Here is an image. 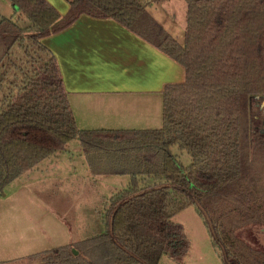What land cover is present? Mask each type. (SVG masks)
Returning <instances> with one entry per match:
<instances>
[{"label": "trees", "instance_id": "trees-1", "mask_svg": "<svg viewBox=\"0 0 264 264\" xmlns=\"http://www.w3.org/2000/svg\"><path fill=\"white\" fill-rule=\"evenodd\" d=\"M185 1L178 41L142 0H69L65 16L46 0H10L29 24L0 20V86L27 33L42 64H14L21 81L1 101L0 194L74 140L92 175L131 177L110 199L103 233L18 264H160L164 256L180 262L189 242L173 218L191 206L224 264H264V251L239 235L264 227V163L256 164L264 159V131L251 119L252 99L264 98V0ZM82 15L119 22L185 69L183 84L165 87L160 129L78 128L58 62L41 40ZM175 147L191 156L189 166Z\"/></svg>", "mask_w": 264, "mask_h": 264}, {"label": "crops", "instance_id": "crops-1", "mask_svg": "<svg viewBox=\"0 0 264 264\" xmlns=\"http://www.w3.org/2000/svg\"><path fill=\"white\" fill-rule=\"evenodd\" d=\"M46 1L61 16H65L70 9L69 0ZM13 10L16 9L10 0H0V20L9 18ZM15 14H19L15 20L24 19L20 13ZM172 32L168 33L172 35ZM41 44L58 62L80 130L160 129L163 125L165 87L183 84L186 80L185 69L178 62L113 19L82 15L66 30L42 39ZM67 149L70 150V145ZM84 158L87 163L85 155ZM61 159L57 154L43 161L0 194V264H18L17 254L23 259L66 244L60 243L65 234V224L55 213L54 208L59 205L55 204L54 211H51L50 204H31L34 203L33 196H41L43 192L42 186L37 185L42 180L35 179V173L37 176L47 174L46 180L49 182L64 178V168L62 172L59 169L60 165L66 164ZM66 159L68 162L73 160L70 154ZM46 163H50V166H45ZM86 165L92 175L88 163ZM93 177L99 179L108 176ZM35 184L41 188L33 189ZM45 189L46 193H55L52 186ZM20 196L32 197L29 201H23L25 198ZM19 198L20 202H15ZM35 206L41 209L40 212L29 214ZM3 209L18 214L21 211L22 217L8 219L3 215ZM37 220L40 222L34 227ZM3 221H11L5 236L2 232ZM15 237L16 242H13ZM81 240L80 237L77 242ZM28 242H31L30 248L35 243L39 249L33 248L35 253L26 256ZM2 257L7 259L1 261Z\"/></svg>", "mask_w": 264, "mask_h": 264}, {"label": "rangeland", "instance_id": "rangeland-1", "mask_svg": "<svg viewBox=\"0 0 264 264\" xmlns=\"http://www.w3.org/2000/svg\"><path fill=\"white\" fill-rule=\"evenodd\" d=\"M149 2V4L147 3ZM142 0V2L149 8V12L154 14L155 18L165 25L166 30L174 31L173 36L182 41L184 32L186 29V16H187V3L185 0ZM17 10H13V14L8 16L13 20L18 19L19 14H15ZM160 17V18H158ZM21 26L27 27L28 22L23 19L20 22ZM173 27V30L171 29ZM30 33L25 35V40L22 44L15 47L12 51V55L9 61H7L3 73L5 74V81L0 86V106L4 96L9 94H16L17 89L14 84H19L21 81V73L16 69V66L24 68H30L31 65L42 64L38 56L41 54L38 52L36 46L29 40ZM45 57V55H43ZM29 62V63H28ZM14 64L16 66H14ZM13 82H15L13 84ZM251 119L253 121L254 130L264 131V98H255L251 101ZM70 150L59 153L65 161V166L60 165L59 171L62 172L64 168V178L55 179L53 182L46 180L47 174L34 175L35 179H41L42 181L37 184L41 185L43 192L41 196H33V202L31 204H50L51 211L58 204V208L55 209V213L60 217L65 224V234L60 243H69L65 246L76 245L79 242L77 240L81 237V242L89 238L96 237L105 231L104 216L108 208V203L113 195L117 192L127 189L130 182V176H108L102 178L93 177L88 171L83 151L78 140L72 141L70 144ZM174 153L180 157V161L183 165L189 166L192 162L191 156L187 152H181L177 147L173 149ZM67 154L73 158L71 162L67 161ZM84 161H83V160ZM264 163V159L260 156L257 157L256 164L260 165ZM85 164V165H84ZM45 166H50V163H46ZM256 171H261V168H255ZM49 172V171H48ZM37 182V181H35ZM36 185V184H35ZM32 187L33 189L41 188L39 186ZM52 186L54 194H50L49 191L45 192L47 187ZM52 192V193H53ZM34 194H37L35 192ZM25 196H20V198ZM32 197V196H31ZM31 197H26L23 201H29ZM15 200V202H20ZM39 199V200H38ZM14 202V201H13ZM10 209V208H9ZM39 207H34L30 213L38 214L40 212ZM3 215L8 218L22 217V212L19 214L16 211H6L3 209ZM11 221H3L2 232L3 236L10 228ZM40 221L37 220L35 226H38ZM173 222L183 227L187 240L189 242V251L186 257L178 262L168 256H164L160 264H224L218 250L215 249L212 243L211 236L207 227L204 224L203 219L198 214L196 207L191 206L182 211L173 218ZM15 223V220H14ZM16 225V223H15ZM20 229V227H18ZM13 233V232H12ZM239 235L255 248H259L264 251V227H245ZM19 236V235H18ZM16 237L12 239L16 242ZM77 242V243H76ZM29 246L26 247L25 252L27 255L35 253L38 250V246L34 243L30 248L31 242H28ZM72 243V244H70ZM35 250H32V249ZM19 253V252H18ZM77 254V253H76ZM20 259L22 256H18ZM16 258V259H17ZM7 258H3L1 261H5Z\"/></svg>", "mask_w": 264, "mask_h": 264}]
</instances>
